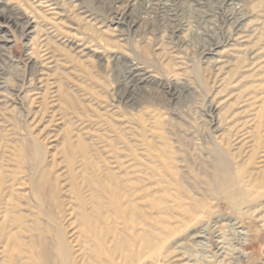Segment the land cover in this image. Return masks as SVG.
Listing matches in <instances>:
<instances>
[{
  "label": "rangeland",
  "instance_id": "374dc122",
  "mask_svg": "<svg viewBox=\"0 0 264 264\" xmlns=\"http://www.w3.org/2000/svg\"><path fill=\"white\" fill-rule=\"evenodd\" d=\"M35 259L264 264V0H0V264Z\"/></svg>",
  "mask_w": 264,
  "mask_h": 264
},
{
  "label": "bare ground",
  "instance_id": "6f19581e",
  "mask_svg": "<svg viewBox=\"0 0 264 264\" xmlns=\"http://www.w3.org/2000/svg\"><path fill=\"white\" fill-rule=\"evenodd\" d=\"M3 42L4 43H7V42H10V40L8 39V38H5L4 40H3ZM209 52H211V49H207V51L205 52V53H209ZM131 77V76H130ZM136 80V79H135ZM135 83L136 84H139V85H141L142 87L143 86H146V85H149V81H147L146 79H143V78H138L136 81H135ZM129 84H131V83H129ZM137 89V88H136ZM168 89L170 90V95H171V97H169V98H171V99H174V101H177V100H179V92H177V88H174V87H172V86H169L168 87ZM140 90V89H139ZM129 97V96H128ZM128 99V98H127ZM42 251H43V253L45 254V257H46V255H47V247H46V243H44V246H43V248H42ZM34 253H35V250H34ZM35 263L34 264H48V260H45L44 262H39L37 259H35Z\"/></svg>",
  "mask_w": 264,
  "mask_h": 264
}]
</instances>
